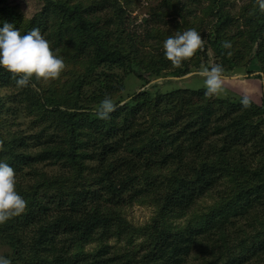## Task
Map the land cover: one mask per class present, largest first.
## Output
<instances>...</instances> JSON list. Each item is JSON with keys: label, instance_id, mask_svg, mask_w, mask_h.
<instances>
[{"label": "trees", "instance_id": "obj_1", "mask_svg": "<svg viewBox=\"0 0 264 264\" xmlns=\"http://www.w3.org/2000/svg\"><path fill=\"white\" fill-rule=\"evenodd\" d=\"M45 1L62 16L58 20L53 15L64 26L58 36H74L72 46L56 45L55 50L65 57L76 51L70 63L87 66L59 88L31 78L33 93L27 97L25 91V99L36 118L44 120L35 134L14 132L6 137L0 129V160L15 170L16 190L27 202L23 213L0 223V245L10 250L12 263L193 264L195 259L196 264H264V102L263 107H240L223 101L216 110L210 98L201 102L198 94L203 90L190 104L192 119L169 120L168 103L180 99L181 93L144 88L116 99L127 102L101 119L96 113L100 101L117 97L121 87L111 80L113 75L90 74L96 63L108 72L133 73L144 81L142 86H155L152 79L168 72L181 78L192 68L186 60L173 65L160 48L140 52L153 46L138 37L141 24L129 28L134 21L122 6L130 0H93L89 8L79 0ZM211 1L219 19L210 27L209 41L222 47L226 36L219 35L228 14L221 10L224 0ZM175 3L163 0L162 8ZM251 4L255 8L247 23L255 29L248 45L250 51L258 47L262 74L254 77L263 80L264 92V11L257 0ZM11 9L0 8L4 19ZM104 10L108 14L97 15ZM162 16L171 15L164 9L157 13ZM149 21L144 20L145 28L155 36L157 26L153 18ZM221 47L217 50L222 63L228 62L225 71L235 57L228 58ZM134 67L143 72H134ZM9 76L15 77L0 68V88ZM91 81L100 87L91 88ZM16 110L12 100L0 97V124L7 127L6 115ZM153 140L166 144L152 149ZM210 193L218 199L212 211L197 216L196 201ZM150 194L155 196L151 202L157 218L143 226L146 241L139 249L119 247L123 238L142 229L121 216L125 207L145 202ZM189 215L186 226L172 225L173 219ZM206 232L210 235L201 237ZM92 244L95 247L85 251Z\"/></svg>", "mask_w": 264, "mask_h": 264}, {"label": "rangeland", "instance_id": "obj_2", "mask_svg": "<svg viewBox=\"0 0 264 264\" xmlns=\"http://www.w3.org/2000/svg\"><path fill=\"white\" fill-rule=\"evenodd\" d=\"M83 5L91 6V2L93 0H79ZM108 3L110 0H97ZM118 2L125 4L124 0H117ZM176 3L174 6L169 8H162L163 0H130V5L122 6L127 14H129V18L134 23L129 25V28H133L134 25L141 24L143 29L139 32L140 36H138L143 42L149 43L153 47L148 48L147 46L141 47V44H138L139 48L142 50L140 52L145 53V51L154 52L156 48L163 49V42L169 35H175L177 32H183L187 29H195L198 31L202 39L204 41L203 45L207 47L206 51H203L204 48L198 49L194 55L188 59L186 62L189 65V68H192V72L181 77V78H173L174 75L164 74L162 77L153 78L151 81L155 83V86H142L144 85V81L138 79L133 73H130L129 76H125L122 71H111L104 69L102 65L97 64L94 66L92 72L90 74H99L104 73L106 75H113L111 80L114 81L116 85L121 87V92L117 95V97H112L111 99L116 102L119 97L122 99H126L132 93L137 91H141L144 88L150 89L152 91L160 93H169V92H180V99H175L172 103L169 104L170 114L167 119H173L176 117H183L185 119H192V112L190 109V104L195 103L201 97V102L205 103L209 98L214 102V109H220V102L228 101L230 103L239 104L240 107H244L241 104V99L244 96H247L250 103L248 106L251 107H263L264 102V92H263V80H260L254 76L262 74L258 62V57L256 54L258 53V47L256 50V46H253V49L249 50L248 41L250 39V33L253 34V30L255 28L249 27L247 21L249 20L250 14L254 11L253 5L251 4V0H224L223 8L224 11L228 14L229 22L223 26L220 31L219 36H226L223 41H230L231 47L225 49V53L228 58L235 57L234 61L231 60L232 66L231 69L224 71L225 79L222 81V89L215 94H208L206 91V87L204 85L203 77L195 75V73L204 68V67H212L216 64L222 65L223 68L228 64L222 63V58L218 54V50L220 47L218 46V41L214 42L213 45H210V27L213 24L217 23L219 19L218 14L214 12V8L211 0H202L199 4L195 3H186L187 0H174ZM193 1V0H192ZM3 6L12 8L11 15L7 16V19H4L3 15L0 14V23H9L12 24L14 28L19 29L21 34H25L33 28H39L41 34L49 41L50 48L59 57H62L65 63L64 70L60 73V75L51 80L40 79L41 85L49 86H57L67 81H72L71 76L77 77L82 75L84 69L87 65L83 63L75 64L73 66L70 63V58H73L75 52L68 54L66 57L63 53L57 52L55 50V46H63L69 45L72 46V39L74 36L64 35L65 37L58 36L59 32L64 30V26H60L61 22L57 21L61 20V15L56 14V10L45 1V0H3ZM84 7V6H83ZM167 10L171 16H162V19L157 17L158 12H163ZM108 10V9H107ZM58 11V10H57ZM58 13V12H57ZM225 13V14H226ZM54 14L57 15V19ZM105 15L108 14V11L99 13L97 15ZM151 17V19H150ZM155 21V25L157 28H154L158 33L151 31H147L145 28L144 20L147 19L148 24L151 23V20ZM224 18V16H223ZM186 20V21H185ZM188 23V25H186ZM263 36H264V25H263ZM144 36H141V34ZM70 36V37H69ZM116 38V37H115ZM215 46V48L213 47ZM222 48V47H221ZM88 51V49L86 48ZM72 64V65H71ZM228 68V66H227ZM142 71L140 67H134V72ZM73 75H70L71 73ZM143 72V71H142ZM144 78H147V75H142ZM7 84L0 88V97L3 101L12 100L13 109L16 110V114H13L16 119L14 124H11L10 118H13L8 113L6 116L9 117L7 119L8 126H5V123L0 124V129L3 130L1 134L4 136H10L17 132L18 134L23 133V137H27L28 135L35 134L41 127L39 123H44L43 119H37L36 111L28 105V101L25 99V91L27 97H31L34 89L33 82H30L28 86L19 87L16 84V79L13 76H9L4 80ZM98 88L94 81H91V88ZM111 91V90H106ZM198 91H203L204 94L200 95ZM26 101H25V100ZM66 104V101L64 102ZM9 103L6 104V106ZM12 108V107H11ZM180 119V118H178ZM12 121V120H11ZM50 124L52 123V119L49 120ZM47 121V123L49 122ZM145 122V121H144ZM10 124V125H9ZM144 124L143 126H145ZM40 127V128H39ZM11 131L10 134H8ZM166 144V140L161 143H156L153 140L152 149H155L157 146H161ZM221 188V187H219ZM216 192V190H215ZM148 194V193H147ZM154 195H151L146 198L145 202L142 200L138 204H132L126 206L121 216L132 225L134 228H142L140 231H136L131 233L130 238H123L119 247L124 245H128L129 247H135L139 249V244L141 242H145V235L143 232V226L146 223H154L156 220L153 219L155 214V207L152 204L151 200L154 198ZM217 196L215 193H210L205 195V197L198 199L196 201V215L202 216L210 213L212 211V206L215 205L217 201ZM192 212V211H191ZM188 217H180L172 220L173 226H186L189 218ZM199 221V220H198ZM195 223V221H193ZM238 224V225H242ZM197 229L198 227H194ZM232 232V231H231ZM210 232L202 233L201 237H208ZM95 247V244L90 245L85 248V251L91 250ZM10 251V250H9ZM6 247L0 245V255L7 257L11 264L14 261L10 252ZM196 251L192 250L191 255H193ZM193 258V256L191 257ZM191 263L196 264L198 260H192Z\"/></svg>", "mask_w": 264, "mask_h": 264}, {"label": "clouds", "instance_id": "obj_3", "mask_svg": "<svg viewBox=\"0 0 264 264\" xmlns=\"http://www.w3.org/2000/svg\"><path fill=\"white\" fill-rule=\"evenodd\" d=\"M258 8L264 11V0H257ZM201 34L195 29H187L169 35L163 42L165 57L175 66L194 55L203 46ZM222 47H231L230 41H223ZM0 68L14 74L19 87L28 86L31 78L51 80L57 78L65 68L62 57L57 56L50 48L49 41L41 34L39 28H33L25 34L12 24L3 23L0 27ZM195 75L203 77L206 92L215 94L222 89L225 79L222 65L204 67ZM121 100L115 103L111 98L102 99L96 109L97 116L107 119L117 107L126 103ZM247 96L242 97L241 104L249 105ZM15 170L4 160H0V223L12 216L24 212L27 202L16 190ZM0 264H11V261L0 255Z\"/></svg>", "mask_w": 264, "mask_h": 264}]
</instances>
